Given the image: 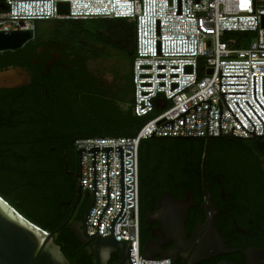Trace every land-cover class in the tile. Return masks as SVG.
<instances>
[{
    "label": "built area",
    "instance_id": "1",
    "mask_svg": "<svg viewBox=\"0 0 264 264\" xmlns=\"http://www.w3.org/2000/svg\"><path fill=\"white\" fill-rule=\"evenodd\" d=\"M69 3V13L59 3ZM0 31L35 28L38 20L126 17L136 23L133 62V111L149 120L133 137H83L82 185L92 194L96 151L97 199L86 224L95 234L106 206V151H109L110 205L100 220V235L120 209V154L124 145L125 218L115 224V238L133 242L134 264H163L143 253L139 211V147L157 137H264V0H5ZM254 32L248 47H235L226 33ZM201 58L204 62L201 67ZM211 70V72H210ZM165 103L158 109L156 100ZM158 111L157 113H155ZM80 162V159H79ZM81 174V165H80ZM80 182V180H79ZM92 202V204H93Z\"/></svg>",
    "mask_w": 264,
    "mask_h": 264
},
{
    "label": "flooded vegetation",
    "instance_id": "2",
    "mask_svg": "<svg viewBox=\"0 0 264 264\" xmlns=\"http://www.w3.org/2000/svg\"><path fill=\"white\" fill-rule=\"evenodd\" d=\"M64 29L62 20L41 22L35 28V38L22 49L0 52V74L9 69L18 70L17 75H0V103L15 100L13 91L26 88L28 94L23 99L28 107L33 108L35 115L41 117L40 113L48 111L50 115L46 116L50 121H55L59 116L69 121L68 139L63 141L64 145L62 142L58 144L64 150L65 175L72 182L65 191L67 200L64 202L67 208L64 220H68L64 226L70 227L75 221L86 220L93 202L89 191L82 187L79 191L80 156L73 148L71 139L91 134L118 133L117 121L123 113L131 112L133 84L131 71L123 78L115 66L103 65V51L89 49L77 34H63ZM9 52L16 53V56H11ZM0 113V116H6L3 126H9V114L5 111ZM22 113L23 110L18 111V115ZM45 132H57V128L50 126ZM54 149L52 146L51 150ZM262 157L256 154L239 156L230 152L214 154L207 161V190L216 209L214 226L219 237L214 238V255L190 264H248L244 251H264V181L259 177L260 170L264 172ZM197 160L198 157L193 156L184 163L180 174L183 178L179 177V171L176 172L174 166L163 181L156 182L154 188L150 211L146 215L153 216V223L150 228L145 222L148 232L142 247L150 241V254L163 264L184 263L173 251L174 241L160 235L161 224L154 218L157 204L164 193L167 191L173 198L182 199L188 190L191 191L195 205L189 208L185 223L188 239L193 237L197 226L206 221L202 207L205 202L202 160L200 170H192ZM183 179L191 184L186 186ZM198 189L202 196L196 192ZM115 254L120 255L119 252Z\"/></svg>",
    "mask_w": 264,
    "mask_h": 264
},
{
    "label": "trees",
    "instance_id": "3",
    "mask_svg": "<svg viewBox=\"0 0 264 264\" xmlns=\"http://www.w3.org/2000/svg\"><path fill=\"white\" fill-rule=\"evenodd\" d=\"M5 0H0V3ZM47 20H38L35 28ZM65 35L77 34L87 43L89 49L103 51L104 59L112 56L111 51L117 50L122 59L129 62L131 81L133 84V62L136 57V23L126 17L91 18V19H64ZM255 33L230 32L226 33L224 40L234 39L235 47H248ZM16 56V53L9 52ZM204 59L201 58V67ZM134 91V85H133ZM15 100L0 103V112L9 114V126H3L6 116H0V196L15 207L22 215L40 226L47 232H55V242L61 246L63 253L72 264H92L93 252L89 246L82 245L69 227H60L66 218L67 200L65 191L72 183L64 172L63 148L58 144L68 139L69 121L65 117H56L50 121L46 116L48 111L35 115L32 107L24 101L28 89L20 88L13 91ZM132 108L128 114L123 113L117 121L119 132L100 137H133L149 120L150 116L138 117ZM23 110L21 115L18 111ZM156 111L155 113H157ZM2 114V113H0ZM50 126L56 127L57 132L46 134ZM89 136L73 137V148L76 149L75 140ZM66 137V138H65ZM204 138L195 139H145L139 147V211L140 235L143 246L148 232L145 217L150 211V202L155 194L156 182L163 181L164 176L171 168L179 171V177L184 163L195 156L198 162L193 169L200 170ZM54 146L55 149L51 150ZM259 148V155H264V137L237 140L234 138L211 139L208 160L214 154H229L231 151L243 154H254L253 147ZM261 155V156H260ZM210 164H208L209 166ZM256 166V165H255ZM259 164L256 168L259 170ZM259 177L264 181V172L260 170ZM182 180V179H181ZM186 186L191 183L183 179ZM196 192L201 190L198 189ZM161 195H158V197ZM202 196V195H201ZM157 199V198H156ZM143 249V247H142ZM120 255L113 254L111 264H117Z\"/></svg>",
    "mask_w": 264,
    "mask_h": 264
},
{
    "label": "water",
    "instance_id": "4",
    "mask_svg": "<svg viewBox=\"0 0 264 264\" xmlns=\"http://www.w3.org/2000/svg\"><path fill=\"white\" fill-rule=\"evenodd\" d=\"M0 8L6 9L7 5L2 2ZM59 11L62 14L69 13V3H59ZM35 38V28L17 29L6 33L0 31V52L16 51L22 49L27 43ZM211 72V70H210ZM17 69H9L0 75H17ZM24 80L26 78L23 77ZM22 79V80H23ZM164 99L156 100L158 109L164 106ZM234 138L243 139L236 135H220L218 137H204L205 145L203 149L201 174L202 187L205 195V202L202 207L206 213V221L197 226L194 235L188 239V231L185 223L189 215V208L195 205L190 190L187 191L185 198H173L169 192H165L159 200L154 218L161 224L160 235L167 240L174 241L173 251L179 255L184 263L190 264L198 260L207 258L215 254L214 238L219 237L214 226L215 208L211 203V193L207 190V161L210 151L211 139L213 138ZM253 134L250 138H257ZM199 137H157L151 139H195ZM113 150V145L102 146V151H106V206L100 213L97 220L95 234H88L86 231L87 217L84 221H75L70 225V230L84 246H89L94 258L92 264H111L112 255L119 252L121 260L117 264H134L132 260L133 242L119 241L115 238V224L122 221L126 212L125 207V169H124V145H116V150L120 154V209L110 223V235H100V220L103 213L110 205V172H109V151ZM93 152V187L94 203L97 199L96 189V151L99 146L89 147ZM82 152L85 147H78L77 153L80 156L81 174L78 175L79 191L82 185ZM91 206V207H92ZM91 209V208H90ZM90 211V210H89ZM89 214V212H88ZM68 220H63L60 227H63ZM145 222L152 227L153 216L148 215ZM55 232H47L40 226L22 215L15 207L0 196V264H72L63 253L61 246L55 242ZM150 241L143 247L146 258L152 259L149 252ZM244 255L248 264H264V251L246 250ZM219 264H232L221 262Z\"/></svg>",
    "mask_w": 264,
    "mask_h": 264
},
{
    "label": "rangeland",
    "instance_id": "5",
    "mask_svg": "<svg viewBox=\"0 0 264 264\" xmlns=\"http://www.w3.org/2000/svg\"><path fill=\"white\" fill-rule=\"evenodd\" d=\"M111 53H112V56L110 58H106L104 63H103V65H105L106 67L115 66L118 69V71L120 72L121 76L124 78L129 73V71L131 70L130 66H129V62L124 60V59H122L121 54H119V52L117 50L113 49L111 51ZM252 147H253L252 151L254 152V154L259 155V148L254 147V146H252ZM231 152L232 153H236L239 156L243 155L242 152H236V151H231ZM262 158H263L262 164L264 166V155H263Z\"/></svg>",
    "mask_w": 264,
    "mask_h": 264
}]
</instances>
